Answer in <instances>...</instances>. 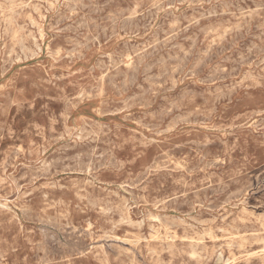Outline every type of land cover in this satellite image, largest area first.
Returning <instances> with one entry per match:
<instances>
[{"label":"rangeland","instance_id":"obj_1","mask_svg":"<svg viewBox=\"0 0 264 264\" xmlns=\"http://www.w3.org/2000/svg\"><path fill=\"white\" fill-rule=\"evenodd\" d=\"M225 263L264 264V0H0V264Z\"/></svg>","mask_w":264,"mask_h":264},{"label":"bare ground","instance_id":"obj_2","mask_svg":"<svg viewBox=\"0 0 264 264\" xmlns=\"http://www.w3.org/2000/svg\"><path fill=\"white\" fill-rule=\"evenodd\" d=\"M130 64V63H129ZM159 219V218H158ZM160 220V219H159ZM187 225V224H186ZM156 237V236H155ZM187 238V237H186ZM186 238H185V240H186ZM246 241V240H245ZM202 242V241H201ZM260 243V242H259ZM193 255V254H192ZM195 256V255H194ZM228 263V262H227ZM226 264V263H225Z\"/></svg>","mask_w":264,"mask_h":264}]
</instances>
